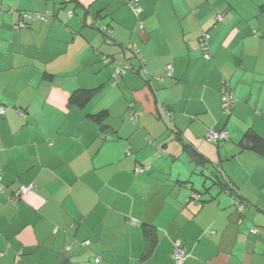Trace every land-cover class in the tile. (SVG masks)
<instances>
[{
  "label": "crops",
  "instance_id": "0c3cea01",
  "mask_svg": "<svg viewBox=\"0 0 264 264\" xmlns=\"http://www.w3.org/2000/svg\"><path fill=\"white\" fill-rule=\"evenodd\" d=\"M0 2V264H264V0Z\"/></svg>",
  "mask_w": 264,
  "mask_h": 264
},
{
  "label": "trees",
  "instance_id": "16d2710c",
  "mask_svg": "<svg viewBox=\"0 0 264 264\" xmlns=\"http://www.w3.org/2000/svg\"><path fill=\"white\" fill-rule=\"evenodd\" d=\"M126 2L130 5L129 0H126ZM100 29L103 32V34H105L106 36H111V30L107 25L100 26ZM129 45H127L126 48L132 51V49L130 48ZM137 47H138L139 52H140V48L138 45H137ZM134 56H136V55L134 54ZM105 57H108V56L105 55ZM107 59H109V57ZM114 59L117 60L116 58H114ZM116 80H117V78H114V76H113V81L115 83H116ZM140 92H141L140 94L142 96V98H140V100L143 101L145 105H149L150 106L149 109L154 110L155 109L154 108V106H155L154 95L147 88L140 90ZM227 92H230L232 94V96L235 98V102L232 103L231 105H228V103H226V102H225V104L227 105L228 108H233L237 102V97L234 95V93L232 91L227 90ZM92 93H93V89H77L71 94L70 102L77 104L79 106H84L90 100ZM223 93H222V96H223ZM223 102H224V100H223ZM106 113L107 112L105 110H102V111H99L98 113L90 114V117L93 118L97 122H102L106 116ZM224 130H226V129H221V130H216V131L220 132V131H224ZM226 131L228 132V136L225 138H220L218 140H209L207 135H206V137L211 143L217 144V143L229 138V131L228 130H226ZM241 145L243 147L253 149L258 154L264 156V137L252 129L247 130L245 132V134L242 138V141H241ZM193 156L197 162H203V158H201V156L196 155V154H193ZM141 167L144 170V167L143 166H141ZM215 172H216L215 176L212 177L214 182L218 183L222 187L223 190H225L226 192H229V194L233 197V202L237 208V212L239 213L240 219L243 218V216H244V214H246V210L249 208L250 204L246 201L245 196H243L238 191L237 187L233 184V182H231L219 170H215ZM193 195L196 198L200 199V196L202 194L200 191H196L193 193ZM252 228H256V231L252 232L251 231ZM250 231L252 233L257 234L259 232V228L257 226H251Z\"/></svg>",
  "mask_w": 264,
  "mask_h": 264
},
{
  "label": "built area",
  "instance_id": "2783aa9c",
  "mask_svg": "<svg viewBox=\"0 0 264 264\" xmlns=\"http://www.w3.org/2000/svg\"><path fill=\"white\" fill-rule=\"evenodd\" d=\"M130 5L132 7V9L134 10L135 13H139L141 8L139 6V0H129ZM0 7H3V5L0 2ZM70 13H72V11H70ZM27 16H29L30 18H39V19H47L48 16L52 15V12L47 11L44 13H40V12H36V13H28L26 14ZM220 17V16H219ZM24 22L20 21L18 23V27L20 26H24ZM130 48L132 49L133 53L137 56V57H142L141 53L139 52V49L137 47L136 44H130L129 45ZM128 67H130L128 64H119L115 67V72H114V78H117L119 75L123 74L125 72V70L128 69ZM170 68V66H168ZM222 99L224 100V102L228 103V105H231L232 103L235 102V98L232 96V94L230 92L224 91ZM5 111V108L3 106L0 107V113H3ZM228 136V132L226 130L224 131H216L214 129H209L207 132V137L209 140H218L220 138H225ZM139 171H142L143 168L141 166H138L137 168ZM1 180V177H0ZM3 188V185H1L0 183V189ZM32 186H20V188L15 192V194L13 195V199L17 200L18 198H20L23 194L28 193L31 190ZM252 232L256 231V228H252L251 229ZM173 258L177 261V262H182L186 257L187 254L185 253V251L181 248L180 244H176V248L173 252ZM97 260H99L97 258Z\"/></svg>",
  "mask_w": 264,
  "mask_h": 264
}]
</instances>
